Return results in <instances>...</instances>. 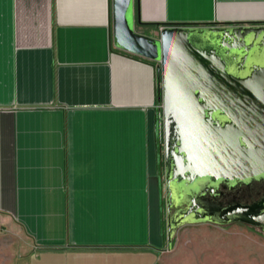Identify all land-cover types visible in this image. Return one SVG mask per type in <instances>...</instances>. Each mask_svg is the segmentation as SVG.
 Masks as SVG:
<instances>
[{
  "label": "crops",
  "instance_id": "obj_1",
  "mask_svg": "<svg viewBox=\"0 0 264 264\" xmlns=\"http://www.w3.org/2000/svg\"><path fill=\"white\" fill-rule=\"evenodd\" d=\"M133 2L152 37L264 22V0ZM157 84L115 46L112 0H0V216L33 241L27 264H157Z\"/></svg>",
  "mask_w": 264,
  "mask_h": 264
},
{
  "label": "water",
  "instance_id": "obj_2",
  "mask_svg": "<svg viewBox=\"0 0 264 264\" xmlns=\"http://www.w3.org/2000/svg\"><path fill=\"white\" fill-rule=\"evenodd\" d=\"M116 47L158 63L166 238L186 224L264 231V203L207 202L264 178V22L135 30L133 0H112Z\"/></svg>",
  "mask_w": 264,
  "mask_h": 264
},
{
  "label": "rangeland",
  "instance_id": "obj_3",
  "mask_svg": "<svg viewBox=\"0 0 264 264\" xmlns=\"http://www.w3.org/2000/svg\"><path fill=\"white\" fill-rule=\"evenodd\" d=\"M157 85L159 97V79ZM156 119L155 151L165 237V246L159 253L157 264H264V231L242 222L186 224L177 230L171 246L167 244L160 98ZM34 249L33 241L18 225L0 216V264H27Z\"/></svg>",
  "mask_w": 264,
  "mask_h": 264
},
{
  "label": "flooded vegetation",
  "instance_id": "obj_4",
  "mask_svg": "<svg viewBox=\"0 0 264 264\" xmlns=\"http://www.w3.org/2000/svg\"><path fill=\"white\" fill-rule=\"evenodd\" d=\"M218 196L207 195V202L226 205L229 203H240L249 206H258L264 203V178L252 180L247 184H238L233 188L220 187ZM258 227L262 230L261 227ZM263 231V230H262Z\"/></svg>",
  "mask_w": 264,
  "mask_h": 264
}]
</instances>
